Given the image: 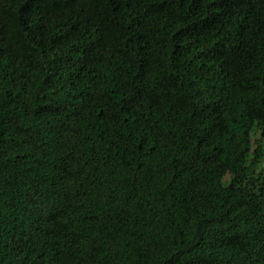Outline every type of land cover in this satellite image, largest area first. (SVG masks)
Here are the masks:
<instances>
[{
    "label": "trees",
    "instance_id": "1",
    "mask_svg": "<svg viewBox=\"0 0 264 264\" xmlns=\"http://www.w3.org/2000/svg\"><path fill=\"white\" fill-rule=\"evenodd\" d=\"M0 264H264V0H0Z\"/></svg>",
    "mask_w": 264,
    "mask_h": 264
}]
</instances>
